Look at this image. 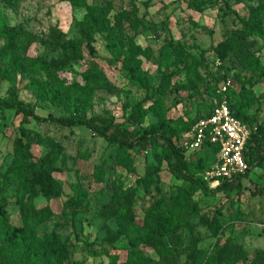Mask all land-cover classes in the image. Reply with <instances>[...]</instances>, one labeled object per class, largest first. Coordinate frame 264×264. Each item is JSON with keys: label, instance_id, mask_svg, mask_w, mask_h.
<instances>
[{"label": "rangeland", "instance_id": "rangeland-1", "mask_svg": "<svg viewBox=\"0 0 264 264\" xmlns=\"http://www.w3.org/2000/svg\"><path fill=\"white\" fill-rule=\"evenodd\" d=\"M195 1L0 0V32L21 27L27 35L19 43L0 37V100L29 104L41 118L107 116L126 123L137 103L157 94L142 105L141 121L128 127L138 136L165 116L181 146L189 131L180 129L210 111L214 88L227 85L234 101L239 76L259 97L249 114L260 105L257 123H263L264 77L254 83L247 64L217 48L243 29L225 4L247 19L264 0H214L197 11L189 7ZM247 41L264 66V37ZM35 59L49 66L50 75L40 70L43 81L32 91ZM67 59L69 66L56 71ZM124 63L145 74L152 91L130 83ZM49 76L68 88L61 106L38 98L54 90ZM79 94L86 107L76 115ZM27 141L32 160L22 153ZM117 150L84 128L23 122L15 111L0 114L3 218L26 236L19 205L40 212L45 219L32 231L34 243L52 236L66 251L53 257L31 245L27 255L37 261L29 264H264V164L240 180V193L206 197L169 173L158 146L132 150V172L119 164ZM185 158L192 174L207 182L213 157L195 152ZM40 162L60 188L54 195L38 183ZM148 166L158 168L159 192L153 177L142 179Z\"/></svg>", "mask_w": 264, "mask_h": 264}, {"label": "trees", "instance_id": "trees-1", "mask_svg": "<svg viewBox=\"0 0 264 264\" xmlns=\"http://www.w3.org/2000/svg\"><path fill=\"white\" fill-rule=\"evenodd\" d=\"M213 1L214 0H197L189 5V7L192 10L197 11L202 6L210 4ZM225 8L229 13L233 14L237 18L243 29L239 33L235 34L236 38L226 40L217 49L222 50L223 52L231 53L237 60L243 62V64H247L249 67L248 70L257 78L254 83L258 84L264 77V66L260 64L258 59L250 52L251 50L247 37H264V6L252 9L250 16L247 19L240 18L236 11L233 10L228 3L225 4ZM88 23L94 25L93 19H88ZM242 33L244 34L241 35ZM5 36L16 38V43H19L21 38L27 37L21 27H7L3 29L0 32V37L3 38ZM69 64V59L65 62H57L56 71H61L69 66ZM40 70H45V73L50 75L49 66L45 62L39 59L33 60L32 67L29 70V76L32 80H34L32 86H30L32 91H36L39 87V83L43 81L41 80L42 76L39 74ZM123 70L125 71L129 82L138 89L145 92L152 91L145 74H140L139 72L133 70L127 63L123 64ZM49 77L54 90L48 94H38V98L45 99L53 106H61V96L67 94L68 88L64 86L61 80H59L56 76ZM209 78L210 80H213L210 74ZM235 79L239 84V91L233 102H231L228 89L227 97L231 114L249 130V139L243 151V157L247 163V170L244 175L237 176L231 180L223 181L214 189L208 187L209 182L201 180L192 174L191 164L185 158L186 154L182 151L181 146H176L173 141L175 136L178 134L174 133V130L170 128L165 116L160 119L157 125L144 129L138 136H135L133 132L130 131L127 123H137L141 121L143 118L142 105L151 101L152 98L157 96V94H152L151 97L145 98L137 103L136 111L130 115L126 123H117L112 118H108L107 116H92L88 119L74 115L66 117L48 116L46 118H41L35 113L32 106L20 101L13 102L0 100V114L4 111H15L17 114L22 116L23 122L33 120L37 124L49 123L59 128H84L106 143L116 146L118 149L117 158L119 164L124 166V168L130 172L133 171V161L129 155L132 150L139 149L141 151H147L151 149L152 146H158L162 149L163 157L167 164L169 173L178 177L185 184H187L190 191L199 192L206 197L215 196L217 194H226L229 192H236L238 194L241 191L240 180L244 177H248L253 170L261 168L264 164V122L260 124L257 123V111H260V105L254 114H249L251 107L259 97L255 96L251 86L245 82H241L239 76H236ZM89 85H92L90 87L95 86L91 83H89ZM214 87H216V84ZM215 91L216 89L214 88L212 95L217 98ZM81 97V94H79L73 104L74 114L76 115L85 111L86 98L82 99ZM210 111L207 114L194 118L191 121L189 128H181L180 130L184 132L189 131L197 120L207 116ZM30 147L31 142L29 141H27L22 147V153L25 159L28 160H32L34 158ZM208 151L211 153H208ZM199 152H205L213 157V155L217 152V147H209V150H201L197 153ZM38 173V183L42 192L54 195V193L60 188L50 181L42 162L39 164ZM151 177H153L155 181V190L159 192L158 168L154 166L146 167L145 175L142 179L143 181H147ZM3 195V189L0 188V264H29V261H32L31 263H36V257L31 259V256L27 255L29 246L34 244L36 247L41 248L43 251L42 255L45 251L53 253V257L65 254L66 251L63 244L54 239L52 236L45 238L43 241L34 243L32 231L41 220L45 219V216L38 211L30 212L29 210L22 208L21 204L19 205L22 230L26 232V236L16 234V232L9 228L1 212V207L5 204ZM10 233L12 234L10 235ZM16 250H19L17 255H15Z\"/></svg>", "mask_w": 264, "mask_h": 264}, {"label": "built area", "instance_id": "built-area-1", "mask_svg": "<svg viewBox=\"0 0 264 264\" xmlns=\"http://www.w3.org/2000/svg\"><path fill=\"white\" fill-rule=\"evenodd\" d=\"M216 95L210 113L192 125L186 141L181 145L185 154L217 147L205 177L213 187L245 174L247 163L243 151L249 139L248 128L230 112L227 85L222 84Z\"/></svg>", "mask_w": 264, "mask_h": 264}]
</instances>
